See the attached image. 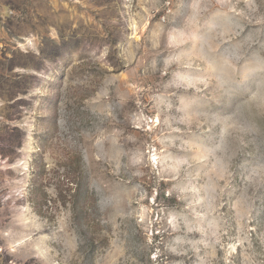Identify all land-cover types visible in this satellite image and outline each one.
<instances>
[{
	"label": "rangeland",
	"instance_id": "rangeland-1",
	"mask_svg": "<svg viewBox=\"0 0 264 264\" xmlns=\"http://www.w3.org/2000/svg\"><path fill=\"white\" fill-rule=\"evenodd\" d=\"M0 264H264V0H0Z\"/></svg>",
	"mask_w": 264,
	"mask_h": 264
}]
</instances>
